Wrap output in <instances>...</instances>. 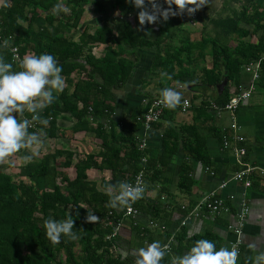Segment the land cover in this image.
<instances>
[{
	"label": "trees",
	"instance_id": "obj_1",
	"mask_svg": "<svg viewBox=\"0 0 264 264\" xmlns=\"http://www.w3.org/2000/svg\"><path fill=\"white\" fill-rule=\"evenodd\" d=\"M89 2L95 13L102 17L114 13L120 16L121 31L108 26L96 29L92 34L84 30L74 41ZM157 2L163 8L169 7L164 0ZM57 3L68 8V13H62L61 9L56 14L53 9ZM203 8H208V5L205 3ZM221 10L217 18H206L203 26L204 29H212L215 35L199 41H190L186 37L174 45L187 12L170 15L166 21L161 18L153 25L140 26V9L129 0H66L64 3L61 0H2L0 40L12 41L22 57L44 52L53 54L63 66V76L70 86L55 94V101L41 112V117L48 123L33 122L29 132L42 134L43 141L54 140L60 132L58 121L70 120V132L93 133L101 144L97 154H88L82 159L72 151L60 149L45 154L41 159H31L19 167V176L26 182H16L9 174L0 172V264H61V258L63 264H117L111 260L109 249L115 244L117 233L112 235L124 210L118 212L110 206L111 196L98 191L95 183L87 180L86 171H109L113 178L120 179L121 184L132 182L143 170L147 189L158 182L162 171L180 149L187 159L207 168L211 166L207 138L213 135L223 147V139L228 137L227 132L220 133L210 125L207 128L204 121L217 115L211 104L220 107L227 104L230 85H240L248 64L259 63L258 85L264 88V5L260 0H221ZM151 28L156 34L153 39L147 38ZM251 36L256 37L255 43L250 40ZM231 39H235L233 47L229 44ZM94 45H104L108 49L102 57L96 58L91 54ZM140 52L150 54V67L144 72L139 83L141 86L135 93L148 102L156 99L144 92L145 79L149 75L165 78L167 84H159L161 90L174 83L171 88L177 91L181 86L191 85L193 88L210 87L215 92L212 101L202 100L190 105L189 109L194 113L191 124L178 128L168 125L161 129L159 151L142 152L137 147V132L141 124L135 120L141 114L133 121L126 118L113 120L115 92L125 89L137 73ZM207 54L211 58V68H201L200 75L195 74L191 67L195 62L204 61ZM0 56L12 62L18 70L19 65L12 61L9 49L2 46L1 41ZM73 77H76L75 82ZM224 80H227V85L219 96L215 89ZM194 99L197 96H193ZM180 104L165 110L161 120L171 123L181 108ZM31 115L25 110L18 114V119L30 118ZM239 146L242 147L243 142ZM29 147L10 157L24 159ZM143 156L147 157L146 163L141 162ZM188 165L187 162L182 164L178 182L179 190L184 193H189L192 186ZM70 169L74 171V179L70 178ZM255 177L254 174L250 177L253 186L258 184ZM101 188H106V184L103 183ZM154 203L141 197L133 206L138 212L156 219V214L150 211L157 210ZM69 213L75 221L77 238L62 236L59 243L53 244L46 236L44 222L49 218L67 219ZM88 213H94L99 219L88 222ZM135 231L143 238L149 235L147 230L135 228ZM184 236L181 232L169 243L170 254L164 257L162 264H171L173 255L180 250L189 251L198 240H185ZM76 245L82 252L79 258L73 252Z\"/></svg>",
	"mask_w": 264,
	"mask_h": 264
},
{
	"label": "crops",
	"instance_id": "obj_2",
	"mask_svg": "<svg viewBox=\"0 0 264 264\" xmlns=\"http://www.w3.org/2000/svg\"><path fill=\"white\" fill-rule=\"evenodd\" d=\"M260 3L264 5V0H260ZM95 14L98 17L93 18L90 22L87 18H85V21L82 18L78 31L74 35V41L79 39L80 34L84 30L88 34H92L96 29L108 26L111 29H116L117 32L121 31V24L118 21L121 17L116 13L104 17L98 13ZM194 27H196L195 35H198L196 34L198 32L201 34L199 39L193 40L191 34L186 35L187 32L182 30L177 34V41H182L186 37H189L190 41H199L203 38L201 36L205 29L202 25L201 28L196 25ZM154 28H151V31L147 34V38H154L156 35ZM208 34H210L209 36H213L215 32L209 28ZM67 36H69V33H67ZM250 40L255 43L256 37L251 36ZM104 49L106 51L108 47L94 45L91 49V54L96 58H100L105 53ZM95 51L99 53L97 56L95 55ZM138 55L140 62L136 67L137 73L129 80L125 89L115 92L116 111L113 116V120L115 121L123 118L133 121L147 107V99L137 96L135 91L141 86L139 84L140 80L144 76V72H147L150 67V54L140 52ZM199 64L201 68H211L210 56L206 55L204 61L199 62ZM201 68L198 70V75H200ZM73 80L75 82L76 78L73 77ZM145 82L143 86L145 93L155 96L156 99L162 98L161 85L159 86V84H167L165 78L149 75L146 77ZM170 85L173 87L174 83ZM250 87L253 88L250 98L235 113V123L238 126L237 134L243 139L242 147L246 150L245 157L242 159L237 158L232 150L223 149L220 141L213 137V135H209L206 144L212 164L208 167L209 170L207 171L205 165L187 159L182 149H180L173 161L162 171L158 182L152 185V187L145 189L142 195L143 198L151 200L157 205L156 211L150 210L153 215L156 214V219L150 218L149 214L139 212L133 218H127L123 215L116 225L115 232L117 236L115 237V244L109 249V256L111 260L113 259V262L117 261V264H135L139 248L146 247L154 240H160L162 243L169 245L173 238L181 232L184 233L185 240L208 238L213 240L218 248L221 246L230 248L231 244L235 241V236L229 229V226H234L235 214L238 213L240 205L244 203L249 207V214L240 238L241 246L237 264H258V257L264 254V177L260 176L261 171L264 170V88L258 85V80H252L251 75L244 71L240 85H230L229 96L238 88L249 89ZM191 92L193 93L192 99L193 96H197L193 104H198L202 100L210 102L215 97L214 89L210 87H192ZM59 93L54 90V94ZM193 118L194 113L191 110L182 112L179 109L175 113L171 123L161 120L157 124L158 127L152 126L148 131L140 128L137 136L139 139L145 141L148 151H159L161 148V129L168 125H172L174 128L189 125L192 123ZM204 122L208 124L207 128L211 126L219 129L220 133L227 132V138L231 141L233 132L230 130L231 116L228 113H217L216 117ZM71 125L72 122L70 120L60 119L58 121L60 132L56 139L47 141H54V143L59 141L61 146L56 149L72 151L79 159L88 154H97L101 141L96 139L93 133L70 132ZM206 130L208 131L209 129ZM231 144L234 145L233 143ZM66 146H69V148H65ZM34 147L38 148L37 145H34ZM38 149H40V145ZM45 154L39 156V159ZM185 162L189 164L187 167L190 168L189 177L192 181L189 193H184L178 188L180 170L182 164ZM247 167L254 169L255 178L258 180V184L252 185L249 189H245L240 183L233 181L234 175ZM68 172L70 178L74 179L75 174L73 169H70ZM86 177L89 182L95 183L97 190L102 193L109 196L110 192L111 195L119 193L120 179L113 178L109 171L90 169L86 171ZM103 183L106 184V188H101ZM223 184L225 186L221 189L220 187ZM210 194L221 196L229 206L231 213L220 216L202 214L199 217H194L191 215L190 213L195 204ZM123 207L119 206L115 208L116 211L122 212ZM156 212L159 213L157 214ZM135 228L147 230L149 235L143 238L135 231ZM73 252L77 258L82 256L79 245L74 247ZM186 252L187 250H180L177 256L183 255ZM59 263H64L63 258L59 260ZM259 264H264V260L259 261Z\"/></svg>",
	"mask_w": 264,
	"mask_h": 264
},
{
	"label": "clouds",
	"instance_id": "obj_3",
	"mask_svg": "<svg viewBox=\"0 0 264 264\" xmlns=\"http://www.w3.org/2000/svg\"><path fill=\"white\" fill-rule=\"evenodd\" d=\"M134 7L140 9L138 19L140 26L155 24L161 18L168 20L170 15L194 14L202 8L206 0H164L169 7L163 8L157 0H129ZM151 5V10L149 9ZM175 5V8L172 6ZM69 11L62 4L57 3L53 11L59 14L60 10ZM8 40L3 41L7 46ZM167 75V74H165ZM63 66L57 62V58L51 53L25 54L19 60L18 70L12 62L0 56V162H3L22 148L32 145H42L43 140L35 132H29L33 122L47 124V119L41 117V112L51 105L57 98L55 92H62L65 86ZM162 103L168 108H176L182 100V93L168 87L161 90ZM27 110L30 118L18 119V114ZM32 155L24 156L26 161L32 159ZM119 193L111 195L109 204L111 207L131 205L140 199L144 188L140 185L133 186L128 182L119 185ZM99 219L94 213H88L86 220L95 222ZM46 236L53 244L61 241L62 236L76 239L74 231L75 221L69 218L56 220L49 218L45 222ZM170 254L167 244L160 240H154L146 247L137 250L135 264H162L165 256ZM239 250L227 246L217 247L216 243L208 238L196 240L189 251L183 255H173L171 264H237ZM264 260V254L258 257Z\"/></svg>",
	"mask_w": 264,
	"mask_h": 264
},
{
	"label": "built area",
	"instance_id": "obj_4",
	"mask_svg": "<svg viewBox=\"0 0 264 264\" xmlns=\"http://www.w3.org/2000/svg\"><path fill=\"white\" fill-rule=\"evenodd\" d=\"M195 13L191 15V22L194 21ZM194 24V22H192ZM8 40V39H6ZM2 46L4 40H0ZM9 43L7 46H4L9 49V53L11 55L12 61L15 64L19 65V60L23 58L20 53L19 49L13 45L12 41L8 40ZM244 71L246 73H249L252 77V80H259L260 77V65L259 63L254 64H248L245 66ZM253 91V88L250 87L249 89H242L238 88L229 98L227 104L223 107H220L216 104H211L212 109L216 113L225 112L228 113L231 116V125L230 130L233 132L231 141L228 138L223 139V149H230L234 152V155L237 156V158L242 159L246 155V150L243 147H240L239 144L243 142V139L240 135L237 134L238 132V126L235 123V113L239 109V107L247 101L251 93ZM162 98L155 99L152 102H148L147 107L145 108L144 112L136 118V122H139L141 124V128L145 131H148L152 128V125L155 123H159L161 121L162 114L165 110L168 109V107L165 106L164 103L161 102ZM190 105L187 100H184L181 103V111L186 112L188 111ZM138 137V136H137ZM138 139L137 147L140 151H146L147 145L143 139ZM233 143L234 145H232ZM147 157L143 156L141 159L142 163H146ZM209 170L208 168L206 169ZM212 174V173H211ZM255 175L253 168H244L243 170H240L237 172L234 177L233 181L235 183H240L245 189H249L252 187V178H250L252 175ZM260 176L264 177V170L261 171ZM133 186L140 185L144 188L145 191V181H144V171L141 170L133 179L132 182H130ZM225 184L221 185V189H223ZM124 210V217L127 218H133L136 215H138V211L136 208L131 205V210L127 206L123 207ZM230 208L227 205L226 201L221 196H216L214 194H210L202 198L200 201H198L195 206L192 208L191 215L194 217H199L202 214H210L214 216H220L222 214H230ZM249 214V207L242 203L240 207L238 208V213L235 214L234 220L235 224L234 226H229V229L232 231V233L235 236V241L231 244V248H236L239 250L240 254V246L241 241L240 238L242 236L243 228L247 219V216ZM116 232L113 233L112 236H115Z\"/></svg>",
	"mask_w": 264,
	"mask_h": 264
},
{
	"label": "rangeland",
	"instance_id": "obj_5",
	"mask_svg": "<svg viewBox=\"0 0 264 264\" xmlns=\"http://www.w3.org/2000/svg\"><path fill=\"white\" fill-rule=\"evenodd\" d=\"M61 1H62V3L65 2V0H61ZM1 2H2V0H0V3ZM206 4L208 5V8L204 9L202 7L195 12V14H196L195 18H194V21H192V22H194V24H192V22H191V15H192L191 13L190 14L187 13L183 17L182 30H184V32H187V34H191L193 40L199 39V37L201 35L200 32L196 33L198 35H195L196 27H194V26L196 25L197 27L201 28V25H202V27H203L204 22L206 21V18L207 19L217 18L222 11L221 10V0H206ZM172 7L174 8L175 5H173ZM85 10H86V14L83 17L84 21H85V18H87V20H89V22H90L93 18L98 17L95 14L92 3L89 2V4L86 6ZM150 10H151V6H150ZM62 13L67 14L68 11L67 12L63 11ZM201 17H202V19H201ZM208 32H209V28H206L205 31L202 33L201 37H208L210 35V34H208ZM173 44L178 45L179 41H177V39H176L173 41ZM229 44L231 47H233L235 45V39H231ZM104 51H105V49H104ZM98 54L99 53L97 51H95V55L97 56ZM208 65H209V63H208ZM200 66L201 65L199 64V62H195L194 65L191 67L192 70L196 71L195 74H197V75L199 74L198 70H199V68H201ZM66 86H69L68 83L67 84L65 83L64 88H66ZM191 90H192V86H190V85L182 86V88L178 90L182 93L181 103L183 102V99H185L189 102V105L193 104V100L191 98L193 93L191 92ZM189 110L190 109H188V111ZM39 135L41 136L42 134H39ZM60 146L61 145H60L59 141L54 143V141L48 142L46 140V142H44L42 145H40V149H38L39 146H38V148L31 146L27 149V152H28V155H32L33 160L34 159L38 160L39 156H41L42 154L51 153L54 150H57L56 148H59ZM65 148H69V146H66ZM76 152H77V150H76ZM27 162L28 161H26L25 159H20L17 157H9L6 160H4L3 162H0V172H4V173L9 174L12 177V179L16 182H18L20 180H24L19 176V167L23 164H26ZM25 182H26V180H25Z\"/></svg>",
	"mask_w": 264,
	"mask_h": 264
},
{
	"label": "water",
	"instance_id": "obj_6",
	"mask_svg": "<svg viewBox=\"0 0 264 264\" xmlns=\"http://www.w3.org/2000/svg\"><path fill=\"white\" fill-rule=\"evenodd\" d=\"M226 85H227V80H224L222 84H220L219 86H217L216 90H217V94L219 96L222 95V93L224 92V89H225Z\"/></svg>",
	"mask_w": 264,
	"mask_h": 264
}]
</instances>
